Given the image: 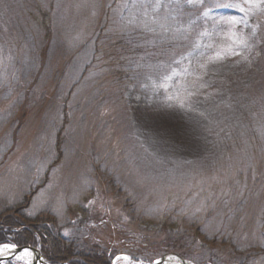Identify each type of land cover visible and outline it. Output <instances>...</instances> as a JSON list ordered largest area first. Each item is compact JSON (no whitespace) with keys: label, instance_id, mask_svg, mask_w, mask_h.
I'll return each mask as SVG.
<instances>
[{"label":"rangeland","instance_id":"1","mask_svg":"<svg viewBox=\"0 0 264 264\" xmlns=\"http://www.w3.org/2000/svg\"><path fill=\"white\" fill-rule=\"evenodd\" d=\"M21 205L105 244L106 218L168 214L191 263L264 264V3L0 0V213Z\"/></svg>","mask_w":264,"mask_h":264},{"label":"trees","instance_id":"2","mask_svg":"<svg viewBox=\"0 0 264 264\" xmlns=\"http://www.w3.org/2000/svg\"><path fill=\"white\" fill-rule=\"evenodd\" d=\"M26 207L21 205L0 213V245L14 243L18 247L33 246L40 250L50 264H78L85 257L87 264H112V259L122 254L151 260L178 254L192 259L193 247L198 240L204 239L199 231L194 235L191 231L179 228V224L173 222L168 214H163L158 220L139 218L133 214L130 223L113 216L112 220L106 218L108 225L105 223V226L115 233L114 239L108 244L92 231L90 233L96 240H89L90 234L85 230L82 238L72 239L59 231L56 218L51 214L37 213L30 216ZM78 212L82 218L80 227L92 222L87 211L81 208ZM87 241L99 244L90 246ZM204 259L197 258L195 261L207 264Z\"/></svg>","mask_w":264,"mask_h":264},{"label":"snow or ice","instance_id":"3","mask_svg":"<svg viewBox=\"0 0 264 264\" xmlns=\"http://www.w3.org/2000/svg\"><path fill=\"white\" fill-rule=\"evenodd\" d=\"M191 4L193 0H188ZM246 3H250L251 0H245ZM260 3H264V0H259ZM229 7H234L235 5H227ZM241 11H245L244 8L240 9ZM207 15V13H205ZM233 23H237V21H233ZM194 94V93H192ZM153 142L157 144L162 150H170L175 152L178 149H192L195 150L197 145L194 141L190 139V135L187 129L181 125H158L156 127H152L149 129ZM64 236H68V232L63 233ZM17 245L14 243H4L0 245V258L6 256V254L13 252L16 249ZM15 259L17 260H25L26 264H31V260L33 259V251L30 249H23L20 254L16 255ZM128 262V264H145V261L139 258L130 257V256H117L116 260H121ZM168 259H173V257H168ZM2 264V261H0ZM78 264H87V257H85L84 261H78ZM147 264H161V260H151L148 261ZM183 264V262H181Z\"/></svg>","mask_w":264,"mask_h":264},{"label":"water","instance_id":"4","mask_svg":"<svg viewBox=\"0 0 264 264\" xmlns=\"http://www.w3.org/2000/svg\"><path fill=\"white\" fill-rule=\"evenodd\" d=\"M25 248L33 251V258H34L33 264H49L48 262L44 260L41 252L38 249L33 248V247H26V246L16 247V249L13 252L6 254V256L3 258H0V261H2L3 263V262L11 260L12 258H15L16 255L20 254V252ZM168 257H173V259H168ZM159 260H161V264H166V263L181 264V262H183V264H193L189 261L183 260L180 256L176 254L165 256Z\"/></svg>","mask_w":264,"mask_h":264},{"label":"bare ground","instance_id":"5","mask_svg":"<svg viewBox=\"0 0 264 264\" xmlns=\"http://www.w3.org/2000/svg\"><path fill=\"white\" fill-rule=\"evenodd\" d=\"M69 35V34H68ZM205 162V161H204ZM212 163H213V160L211 161ZM211 162L210 161H206L205 163H204V165H208L209 163L211 164ZM203 167V166H202ZM26 247H33V246H26ZM33 248H35V247H33ZM36 249H38V248H36ZM39 250V249H38ZM40 251V250H39ZM42 254V253H41ZM176 255H178V254H176ZM43 256V255H42ZM178 256H180V255H178ZM183 260H185V261H189V262H191L190 261V259H186V258H184V257H182V256H180ZM43 258H44V256H43ZM32 260H34V258L32 259ZM32 260H31V264H32ZM44 260L46 261V262H48L45 258H44ZM23 261H25V260H23ZM49 263V262H48ZM11 264H15L13 261H11ZM50 264V263H49Z\"/></svg>","mask_w":264,"mask_h":264}]
</instances>
